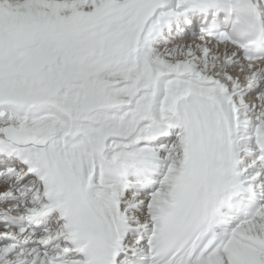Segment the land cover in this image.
<instances>
[{"label":"snow or ice","instance_id":"6c2138e0","mask_svg":"<svg viewBox=\"0 0 264 264\" xmlns=\"http://www.w3.org/2000/svg\"><path fill=\"white\" fill-rule=\"evenodd\" d=\"M0 264H264V0H0Z\"/></svg>","mask_w":264,"mask_h":264}]
</instances>
